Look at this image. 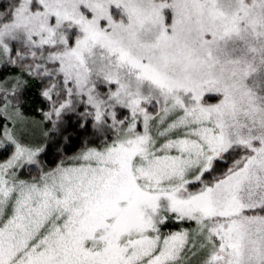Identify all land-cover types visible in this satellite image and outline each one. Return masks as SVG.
Returning a JSON list of instances; mask_svg holds the SVG:
<instances>
[{
  "label": "snow or ice",
  "instance_id": "1",
  "mask_svg": "<svg viewBox=\"0 0 264 264\" xmlns=\"http://www.w3.org/2000/svg\"><path fill=\"white\" fill-rule=\"evenodd\" d=\"M0 264H264V0H0Z\"/></svg>",
  "mask_w": 264,
  "mask_h": 264
}]
</instances>
